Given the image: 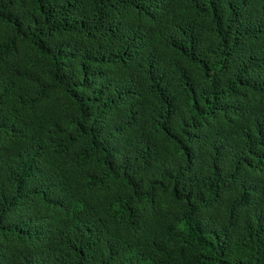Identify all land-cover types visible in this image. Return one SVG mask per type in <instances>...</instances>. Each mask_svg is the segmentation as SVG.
<instances>
[{
  "label": "trees",
  "instance_id": "16d2710c",
  "mask_svg": "<svg viewBox=\"0 0 264 264\" xmlns=\"http://www.w3.org/2000/svg\"><path fill=\"white\" fill-rule=\"evenodd\" d=\"M0 264H264V0H0Z\"/></svg>",
  "mask_w": 264,
  "mask_h": 264
}]
</instances>
